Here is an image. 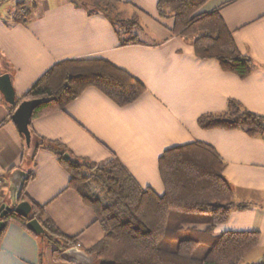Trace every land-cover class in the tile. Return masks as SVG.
Here are the masks:
<instances>
[{"label": "crops", "instance_id": "crops-1", "mask_svg": "<svg viewBox=\"0 0 264 264\" xmlns=\"http://www.w3.org/2000/svg\"><path fill=\"white\" fill-rule=\"evenodd\" d=\"M5 1L12 7L5 8ZM21 1L31 8L30 13L23 21H15V3ZM121 1L124 14L138 15V42L121 45L103 13H89L72 0H0V74L9 75L16 99L63 59H106L145 87L124 106L87 87L64 110L31 118L30 130L62 142L73 155L91 161L115 155L142 187H152L159 194L163 184L158 157L165 149L193 141L211 145L225 162L223 175L233 187L235 200L251 203L232 210L215 231L257 230L256 249L264 251V133L205 129L197 122L202 114L222 112L230 99L264 116V0H207L200 7L206 12L218 8L236 47L252 59L253 68L243 78L223 70L215 59L198 58L189 39L174 35L157 20V0ZM8 105L0 91V179L4 184L0 205L8 199L7 176L14 167L33 174L25 192L44 204L66 186L69 173L49 150L34 151L32 136L30 144L24 141ZM51 205L52 211L67 214L59 201ZM5 227L0 264H76L53 259L52 248H42L19 223L10 221ZM262 256L259 262H264Z\"/></svg>", "mask_w": 264, "mask_h": 264}, {"label": "trees", "instance_id": "trees-1", "mask_svg": "<svg viewBox=\"0 0 264 264\" xmlns=\"http://www.w3.org/2000/svg\"><path fill=\"white\" fill-rule=\"evenodd\" d=\"M72 1L89 13H103L121 45L139 41L135 32L141 28L138 15L124 14L120 5L125 2ZM206 1L157 0V20L174 35L189 39L198 58L215 59L223 70L243 78L253 68L252 59L238 50L218 8L200 11ZM23 4L24 10L19 12ZM15 7V21H23L30 13L24 1ZM87 87L98 89L118 106L131 103L145 91L137 78L106 59H63L50 66L16 103L42 98L32 112L35 118L64 110ZM13 110L8 105L10 117ZM197 122L205 129L239 128L249 135L264 132V116L233 99L222 112L202 114ZM31 136L34 151L40 147L52 152L69 173L68 182L52 200L39 204L25 192V183L33 175L28 173L18 197V201L30 203L28 216L11 209L2 220L5 226L11 221L26 228L27 220L35 218L44 233L26 229L42 248H52L53 259L63 260L64 249L78 246L93 256V264H264L245 262L258 246L259 231H215L232 210L251 203L235 200L233 187L223 175L225 162L211 145L193 141L165 149L158 157L163 184L159 194L152 187H142L115 155L95 162L73 155L58 140L32 131ZM65 152L69 159L63 157ZM55 200L68 214L51 210Z\"/></svg>", "mask_w": 264, "mask_h": 264}, {"label": "water", "instance_id": "water-1", "mask_svg": "<svg viewBox=\"0 0 264 264\" xmlns=\"http://www.w3.org/2000/svg\"><path fill=\"white\" fill-rule=\"evenodd\" d=\"M0 91L3 94L5 102L14 106V110L11 114V120L15 124L19 133L23 136L24 141L27 144H30V122L32 112L35 107L43 101V99H24L16 103L15 93L12 88L10 77L7 73L0 74ZM63 157L65 159H69L70 155L65 152ZM27 178L28 173L20 167H14L8 173L7 191L9 204L3 203L0 205V232L5 227V222L2 218L7 211L13 209L16 213L22 216H28L31 210L30 203L28 201H18L19 194ZM25 226L28 230L36 234L44 233V228L35 218L27 220ZM61 257L65 261L74 262L76 264H93L94 260L92 255L86 253L78 246H71L64 249L61 252Z\"/></svg>", "mask_w": 264, "mask_h": 264}, {"label": "rangeland", "instance_id": "rangeland-1", "mask_svg": "<svg viewBox=\"0 0 264 264\" xmlns=\"http://www.w3.org/2000/svg\"><path fill=\"white\" fill-rule=\"evenodd\" d=\"M16 4L17 3H15V6H16ZM12 5V3L9 1V2H6L5 1V3L3 4V6L5 7V8H8V7H12L11 6ZM16 8V7H15ZM67 214H68V212H67ZM260 253V256L258 257V258H256V255L257 254H259ZM262 254H264V251H262L261 249H256V248H254L247 256H246V259H245V262H249V261H252V260H254L255 262H259L260 261V259H262ZM46 260V257H45V259H44V261Z\"/></svg>", "mask_w": 264, "mask_h": 264}, {"label": "built area", "instance_id": "built-area-1", "mask_svg": "<svg viewBox=\"0 0 264 264\" xmlns=\"http://www.w3.org/2000/svg\"><path fill=\"white\" fill-rule=\"evenodd\" d=\"M23 6H24V5H22V6L20 7L19 12L24 10V7H23ZM263 133H264V132H263ZM3 187H4L3 180L0 179V194H1V191L3 190Z\"/></svg>", "mask_w": 264, "mask_h": 264}]
</instances>
